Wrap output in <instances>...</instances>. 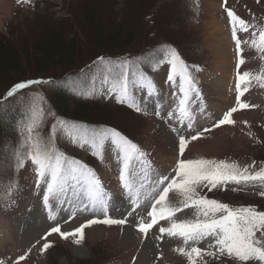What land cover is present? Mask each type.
<instances>
[{"label": "rangeland", "instance_id": "rangeland-1", "mask_svg": "<svg viewBox=\"0 0 264 264\" xmlns=\"http://www.w3.org/2000/svg\"><path fill=\"white\" fill-rule=\"evenodd\" d=\"M77 1L31 0L30 3H24L20 0H0V32L5 35H10L12 32L20 34L23 31H32L31 27L27 26L29 24H36L39 27L58 24L56 17L62 19L68 16L64 7L72 12H80ZM107 1L102 3L106 8L109 6ZM116 2L120 8L124 4V0H116ZM191 2L199 5L198 16L192 17L190 12L185 20L187 26L184 32L187 35L191 34V41L187 46L180 39L176 42L182 46L186 56L194 60L185 62L193 72L200 93L197 96L193 92L188 104L193 117L192 128L188 127V120L181 123L177 119L179 113L176 109L182 93L179 91L178 76L174 82L168 81L170 65L167 63L153 67L151 72L144 69V63L140 64L145 75L154 82L157 93L149 96L147 88L132 89L137 103L145 109L143 112H136L126 103H118L116 94L107 92L110 83H105V66L93 70L87 77L81 78V81L67 85L73 94L91 90L92 95H79L85 99L90 98L92 104L108 115L110 121L108 126L112 125L110 128L116 129L146 153L145 158L135 159L130 165L136 186L142 184V192L145 193L155 188L158 194L161 190L157 187L158 180L163 176L174 175L179 159L206 158L235 161L241 167L255 164L252 171L264 167V87H261L259 82L252 80L249 90L241 97L242 102L256 105L255 108L240 109L233 113L234 124L213 127L225 112L236 106L237 71L241 73L248 71L255 75L264 69V53L256 51L246 43L241 45L243 49L241 55L245 63L237 69L238 57L226 8H231L252 25L248 32H237L241 41L250 40L252 31L264 28V0H226V4L225 0H191ZM55 6H60L59 15L55 14ZM179 6L176 5L177 8ZM148 19L150 24H147V27H154L153 20L150 17ZM128 23L136 24L135 21ZM173 31L179 32L177 29ZM26 35L29 36V32ZM123 60L125 59H119L114 64H119ZM194 65L198 66V71L193 69ZM115 77L116 73L113 72L109 76V81ZM50 87L51 85L48 88H37L38 101L33 100L40 108L43 107L39 100L45 101L47 93L56 91ZM61 89L67 90L64 85ZM157 110L159 115H156ZM6 112L0 109V127L4 131L8 130L9 121ZM169 112L174 113L172 118H169ZM46 124L49 127L57 126L56 135L55 137L51 135V139L60 152L68 158L81 161L100 175L103 191L107 194L108 207L117 202V206H112V210H116L117 213L108 209L107 215L113 219H125L126 223L91 225L85 229V240L80 245L74 244L72 238L62 239L58 233L47 235L49 230L57 225L56 221L49 218L54 202L57 201H49L50 209L44 205L43 193L46 184L42 180L38 184L36 166L26 156L20 157L22 166H18L17 156L13 155L14 157L11 158L10 142L7 141L6 144L5 141L4 146H0V262L17 264V258L27 253L26 258L18 264H189L187 258L175 250L183 246L179 238H171L163 234V238L158 239L162 235L159 226L167 227V221L159 222V225L150 229L147 235L138 231L134 218L144 215L143 220L148 222L150 218L147 213L151 210V203L144 201L133 211L134 206L120 179L122 161L118 159L117 149L110 142L105 143L104 159L101 160L92 155L89 147L72 143L64 134L63 125L60 124L59 119L56 120L54 114L46 120ZM204 129L210 131L195 141L190 139ZM180 136H184L189 141L183 156L179 152ZM24 137L25 134L20 139V143L15 144L16 153L22 151L24 153L26 147ZM10 183L14 186V190L9 197L4 195V192ZM25 190L26 194L23 196ZM198 190L201 195L232 207L253 206L258 211H264V196L259 194L264 191V185L259 183L228 182L211 190L208 187H201ZM68 195L73 198L74 191L69 190ZM78 200L82 202L81 205H86L87 200L83 197L78 195ZM180 200L179 194L170 193L169 202L172 205L179 207ZM63 203L67 208L68 202ZM87 206L89 210L81 212L80 215L84 214L81 218L73 215L79 211V206L69 207L65 211L57 206V215L66 214L68 217L72 215L67 222H64L65 215L56 217L57 221L64 222L59 224L61 230L69 232L85 223L83 221L96 217L103 219V212L92 211L91 206ZM17 207L20 208V213L16 210ZM117 207L126 210L121 212L125 217L121 216ZM195 212V209H183L176 213V218L193 219ZM49 222L51 226L47 224ZM44 243H51L53 246L41 252ZM213 243L214 241L205 239L195 246L209 249ZM204 259L207 264H239L227 257H221L220 260L209 257Z\"/></svg>", "mask_w": 264, "mask_h": 264}, {"label": "snow or ice", "instance_id": "snow-or-ice-1", "mask_svg": "<svg viewBox=\"0 0 264 264\" xmlns=\"http://www.w3.org/2000/svg\"><path fill=\"white\" fill-rule=\"evenodd\" d=\"M20 2L30 3L31 0H20ZM226 11L238 57L236 67L239 69L245 63V59L241 55L243 51L242 43L250 44L256 51L264 53V28L252 31L250 40L241 41L237 36V32H248L252 25L238 16L231 8H226ZM156 51L161 58L157 59L153 53H149L145 56L125 59L116 65L111 63L105 65V83H110L107 92L109 94L115 93L118 103H126L136 112H143L145 109L137 103L132 89L135 87L147 88L149 96L157 93L154 82L145 75L140 68V64L149 63L154 64V67H156L167 63L170 65L168 81L174 82L178 76L179 91L182 93L176 109L179 113L177 119L181 123L188 120V127L192 128L191 121L193 117L188 104L193 92L197 96L200 95L193 72L189 70V66L181 58L179 52L171 45H162ZM104 59L103 57L98 58L101 64H104ZM192 67L196 71L199 70L198 66L194 65ZM113 72L116 73V77L109 81V76ZM252 80L259 82L260 86L264 87V69H261L255 75L248 71L243 73L237 71L236 106L225 112L213 127L234 124L233 113L240 109L256 107V105L241 101V97L249 90ZM35 83H43V81L28 80L16 83L7 91L6 95L12 97L19 90ZM77 94L92 95L93 92L90 90L88 92H78ZM28 111L27 120L22 125L26 146L23 155L27 156L36 166L35 170L39 177L38 184L40 180L46 184L43 193L44 205L50 209V200L63 203V198L66 197L68 191L73 190L74 194L87 200L92 211L104 213L103 219H89L69 232L62 231L59 224H57L49 230L47 235L58 233L62 239L72 238L74 244L80 245L85 240V229L91 225L125 224V219H113L107 215V194L103 191L101 181L95 171L81 161L68 158L56 148L51 138L45 139L41 136L39 126L42 122L44 110L35 102H32L29 104ZM156 115H159L158 110ZM168 116L172 118L174 113L169 112ZM60 124L63 125V132L72 143H79L81 147H89L92 150V155L99 157L101 160L104 159L103 149L106 142H110L117 149L118 159L122 161L120 179L134 206L133 211L135 208L140 207L144 201H150L151 203V210L147 213L150 218L149 221L145 222L141 219L136 226L140 233L147 235L154 225H159L161 221H167V227L159 226V232L162 235L158 239H162L163 234L171 238H179L183 246L175 250L185 256L189 264H207L205 257L214 260L227 257L239 262V264H264V211H258L253 206L232 207L215 199H209L201 195L198 190L201 187H208L211 190L228 182L264 185V167H261L258 171H252L251 169L255 167V164L241 167L235 161L229 162L227 160L206 158L179 159L174 175L171 177L163 176L158 180L157 187L161 188L158 194L155 188L151 192L145 193L142 192V184L139 187L136 186L130 170L133 160L146 157V153L141 151L138 145L127 139L116 129L88 128L76 124H67L63 121H60ZM56 131L57 126L53 125L52 137H55ZM209 131L210 129H204L203 132H197L190 139L195 141ZM188 143L189 141L184 136L179 137L181 156H183ZM14 155L17 156L18 166H22L21 153L17 152ZM13 190L14 186L10 183L4 195L10 197ZM170 193L179 194L181 197L179 207L169 202ZM259 194L264 196V191ZM183 209H195L194 218L177 219L176 213L181 212ZM84 210H89L87 205H85ZM49 218L54 220L55 216L50 214ZM205 239L214 241L209 249L195 246ZM52 246L51 243H44L41 252ZM26 255L27 253L18 257L17 264L19 261L24 260ZM0 264H3V262H0Z\"/></svg>", "mask_w": 264, "mask_h": 264}, {"label": "trees", "instance_id": "trees-1", "mask_svg": "<svg viewBox=\"0 0 264 264\" xmlns=\"http://www.w3.org/2000/svg\"><path fill=\"white\" fill-rule=\"evenodd\" d=\"M104 1L78 0L80 12L64 7L68 16L56 17L58 24L45 27L29 24L27 26L32 31L20 34L0 32V109L7 111L9 119L7 131L0 127V146H4L5 141L6 144L10 142L11 158L16 153L15 144L20 143L19 133L27 120L29 104L37 97V88L51 85V89H56L47 93L45 101L39 100L44 110L39 133L49 139L51 126L46 120L53 114L68 124L88 128L112 127L108 126V115L92 104L90 98L73 94L67 87L98 67L103 68L109 63L116 65L114 63L119 59L149 53L159 59L161 56L156 50L162 45L174 47L185 62L194 61L186 56L176 40L180 39L186 46L191 41V34L184 32L185 20L190 12L192 17L198 16L199 5L191 0H124L120 8L116 0H108L106 8L102 5ZM55 7V14L59 15L60 6ZM148 17L155 24L152 28L147 27L150 24ZM131 21L136 24H129ZM28 32L29 36L26 35ZM99 57L105 58L104 64ZM143 67L151 72L154 64L144 63ZM28 80L43 83L30 84L12 97L6 95L16 83ZM63 85L67 90L61 89ZM20 153L25 156L23 151Z\"/></svg>", "mask_w": 264, "mask_h": 264}, {"label": "bare ground", "instance_id": "bare-ground-1", "mask_svg": "<svg viewBox=\"0 0 264 264\" xmlns=\"http://www.w3.org/2000/svg\"><path fill=\"white\" fill-rule=\"evenodd\" d=\"M101 178H102V177H101ZM103 178H104V177H103ZM104 181H105V180H104ZM107 181H108V180H107ZM115 193H117V192H115ZM117 194H118V193H117ZM118 198H119V196H118ZM121 200H122V198H121ZM121 200H120V201H121ZM116 201H117V200H116ZM120 201H119V202H120ZM110 203H111V202H110ZM112 203H113V202H112ZM116 203H117V202H116ZM116 203H115V204H110V205H111L110 208H112V206H113V207L117 206ZM85 204L88 205L87 202H85ZM119 204H120V207H121V206H122L121 203H119ZM59 209H60V208H59ZM37 210H38V209H37ZM60 210H61V209H60ZM32 211H33V210H32ZM111 211L117 213L116 210H115V211H114V210H111ZM34 212H36V211H34ZM40 212H41V211H40ZM109 213H110V212H109ZM110 214H111V213H110ZM137 214H138V213H136V215H137ZM101 215H102V214H101ZM102 216H103V215H102ZM112 216H113V214H112ZM121 216L124 217L123 215H121ZM115 217H116V216H115ZM96 218H101V217H96ZM116 219H117V218H116ZM84 220H85V218H84ZM86 221H87V220H86ZM83 222H85V221H83ZM1 223H2V222H1ZM2 224H3V223H2ZM21 224H22V223H21ZM47 224H48V223H47ZM48 225H49V224H48ZM27 226H28V225H27ZM1 227H2V226H1ZM126 227H127V226H126ZM17 228H18V227H17ZM49 228H50V227H49ZM1 229H2V228H1ZM5 229H8V228H5ZM10 229H11V228H10ZM4 232H5V231H4ZM6 232H7V231H6ZM10 232H12V231H10ZM12 234H13V233H12ZM5 235H7V234H5ZM8 235H9V234H8ZM16 235H17V234H16ZM5 238H6V237H5ZM10 240H11V239H10ZM13 240H14V239H13ZM7 241H8V240H7ZM11 242H12V241H11ZM7 243H9V242H7Z\"/></svg>", "mask_w": 264, "mask_h": 264}]
</instances>
